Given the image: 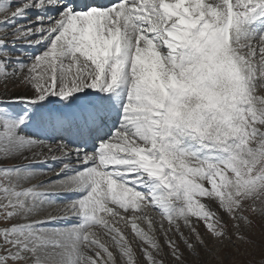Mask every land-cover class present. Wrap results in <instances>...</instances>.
Segmentation results:
<instances>
[{"label": "snow or ice", "instance_id": "6c2138e0", "mask_svg": "<svg viewBox=\"0 0 264 264\" xmlns=\"http://www.w3.org/2000/svg\"><path fill=\"white\" fill-rule=\"evenodd\" d=\"M258 220L264 0H0V264H205Z\"/></svg>", "mask_w": 264, "mask_h": 264}, {"label": "rangeland", "instance_id": "374dc122", "mask_svg": "<svg viewBox=\"0 0 264 264\" xmlns=\"http://www.w3.org/2000/svg\"><path fill=\"white\" fill-rule=\"evenodd\" d=\"M245 235H249L255 240V245H248L241 240L233 238L230 243H217L213 249L212 255H205L202 252V257L205 264H255L261 258L262 248L264 245V221H257L256 226L251 231H245Z\"/></svg>", "mask_w": 264, "mask_h": 264}]
</instances>
